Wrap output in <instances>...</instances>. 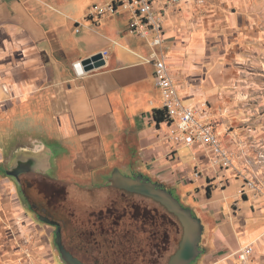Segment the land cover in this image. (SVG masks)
Wrapping results in <instances>:
<instances>
[{
	"label": "crops",
	"instance_id": "1",
	"mask_svg": "<svg viewBox=\"0 0 264 264\" xmlns=\"http://www.w3.org/2000/svg\"><path fill=\"white\" fill-rule=\"evenodd\" d=\"M111 1L0 0V117L39 128L43 139L30 142L43 155L51 151V169L50 144L57 146L55 167L71 193L85 182L102 190L108 168L176 190L204 225L193 264H241L236 252L245 246L253 247L254 264H264V196L241 198L239 175L250 160L251 176L264 185V0H207L202 9L188 1L170 9L165 24L164 51L182 104L198 119L207 104L222 144L238 155L219 176L222 185L205 150L170 141L167 117L156 121L164 98L147 61L154 50L129 33V15L87 20L94 5ZM104 51V67L75 68ZM43 161L37 169L44 172ZM198 170L201 178L190 181ZM0 264H63L46 226L26 214L3 179Z\"/></svg>",
	"mask_w": 264,
	"mask_h": 264
},
{
	"label": "built area",
	"instance_id": "2",
	"mask_svg": "<svg viewBox=\"0 0 264 264\" xmlns=\"http://www.w3.org/2000/svg\"><path fill=\"white\" fill-rule=\"evenodd\" d=\"M190 1L194 6L202 9L207 0H113L105 4L94 5L87 16V20L98 23L103 19L120 15H129V33L150 41L154 53L147 61L154 63L156 67L155 80L164 98V109L170 124V141L186 146H197L205 150L210 156V167L214 170L218 184L222 185L219 178L221 173L234 168V162L238 155L225 147L213 123L210 120V112L207 104L204 105L202 114L205 119H198L195 111L185 107L179 97L175 79L167 64V54L164 51L165 24L170 9ZM204 16V13L201 14ZM106 59L108 52H102ZM80 65L78 62L75 68ZM259 163L264 162V153L258 156ZM252 161L246 160L244 170L239 171L243 177V185L240 196L243 199H260L264 196V185L250 174ZM201 171H195L188 178L197 181L201 178ZM32 237H29V239ZM253 247L245 246L236 252L241 264H254Z\"/></svg>",
	"mask_w": 264,
	"mask_h": 264
},
{
	"label": "trees",
	"instance_id": "3",
	"mask_svg": "<svg viewBox=\"0 0 264 264\" xmlns=\"http://www.w3.org/2000/svg\"><path fill=\"white\" fill-rule=\"evenodd\" d=\"M154 116L157 122L164 121L165 109L156 110ZM116 190L121 192V197H112L99 210L88 211L86 218L74 210L73 218L64 227L67 246H71L70 238L74 233L76 251L85 261L95 264H157L171 246V219L179 220L163 206L164 213L133 197L156 203L151 199Z\"/></svg>",
	"mask_w": 264,
	"mask_h": 264
},
{
	"label": "water",
	"instance_id": "4",
	"mask_svg": "<svg viewBox=\"0 0 264 264\" xmlns=\"http://www.w3.org/2000/svg\"><path fill=\"white\" fill-rule=\"evenodd\" d=\"M105 65L106 59L102 53H99L82 60L76 69L80 72H90ZM21 156L23 155L16 153L15 158L9 163L8 170L5 172L8 177L16 179L17 182L21 173L36 171L39 165V161H33L31 162L33 167L31 170H21L20 167L23 164ZM43 157V174H46L51 169V151H45ZM104 184L130 194L151 199L177 217L182 225L183 235L178 249L170 256L168 264H192L200 257L204 232L202 220L195 215L192 208L183 205L173 191L143 175L124 174L119 168H115L111 172ZM52 224L57 225L56 222H52ZM60 231V229L57 230L55 244L59 247L61 262L63 264H85L65 248Z\"/></svg>",
	"mask_w": 264,
	"mask_h": 264
},
{
	"label": "flooded vegetation",
	"instance_id": "5",
	"mask_svg": "<svg viewBox=\"0 0 264 264\" xmlns=\"http://www.w3.org/2000/svg\"><path fill=\"white\" fill-rule=\"evenodd\" d=\"M50 146L53 149L54 154L52 156V169L49 172L43 174V170L38 168L36 171L21 173L18 182L12 177L11 179L17 188L18 195L26 214L36 224L49 226L52 229L51 239L53 249L60 255L59 247L55 244L57 230L60 229L62 242L65 248L85 264H95L91 261H85L79 255V252L76 251L75 247L77 241L74 233L71 234L70 238L71 246L68 247L65 242V239L67 238L64 233V227L66 223L73 218L74 207L81 199L72 195L69 191L68 183L58 176L55 167L57 146L55 144H50ZM27 149L30 151H27ZM16 153L23 155L21 156L23 163L20 167L21 170H31V168H33L31 162L43 160L41 144H38V142L35 141L28 144L21 143L11 156L7 155L4 157V162L6 161V163H8L7 167L3 168L5 172L8 170L9 163L15 158ZM54 170L55 174H52ZM105 181L106 178L104 182ZM52 222H56L57 225L52 224Z\"/></svg>",
	"mask_w": 264,
	"mask_h": 264
},
{
	"label": "rangeland",
	"instance_id": "6",
	"mask_svg": "<svg viewBox=\"0 0 264 264\" xmlns=\"http://www.w3.org/2000/svg\"><path fill=\"white\" fill-rule=\"evenodd\" d=\"M39 128H34V129H22L18 125H16L13 121H6V118L0 117V149L3 157L7 155H12L15 149L18 147L19 144L22 142H28L31 143L30 141L34 139H43L39 134L40 131L38 130ZM3 168H6L8 163L6 161L4 163L0 162V165ZM4 170V169H3ZM107 173H105L106 176L103 175V180L107 176L111 174L113 169L108 168ZM122 171V170H121ZM123 172V171H122ZM124 173V172H123ZM52 174H55V170L52 172ZM126 174V173H124ZM0 179H3V182H5L8 186H11L12 191L18 196V192L11 182V178L8 177L5 174V170L2 171L0 169ZM102 180V179H101ZM9 181L12 184H9ZM80 183V182H79ZM72 187L73 184L71 185ZM78 187L80 189H78ZM76 188V190H75ZM74 189H72V195L74 194L76 198L81 199L79 202L76 203V206L74 207L78 213H82V217L86 218L87 215L89 214L88 211L91 210H99L100 208L104 207L108 200L112 197L114 198H119L121 197V192L117 191L115 188H112L110 186H106L103 184L102 190H96V188L91 187V183L85 182L81 183L78 186L76 185ZM92 188V189H91ZM179 190L180 188L177 187ZM84 190V191H82ZM87 191V192H86ZM174 195L181 201V203L187 207H189L190 203L186 200V198H183L176 190H172ZM107 200H105V198ZM134 200L142 202L146 205L150 206H155L157 209H159L161 212L164 213V209L160 204L153 203L150 200H144L141 199L140 197H133ZM73 204V203H72ZM96 204V205H95ZM87 213V214H86ZM171 236H172V242L169 251L163 256V259L158 261L157 264H168L169 257L178 249L179 242L182 238L183 235V228L181 224L175 219H171ZM47 231L49 232V235L51 236L52 229L49 226H46ZM65 229V228H64ZM69 230V227L67 226V231L66 234ZM65 233V232H64ZM54 242V241H53ZM57 256L60 258V255L57 253ZM61 262V260H60ZM62 263V262H61ZM193 264V263H192Z\"/></svg>",
	"mask_w": 264,
	"mask_h": 264
}]
</instances>
